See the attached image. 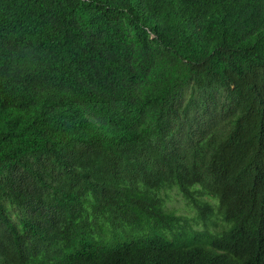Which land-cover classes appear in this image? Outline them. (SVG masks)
Masks as SVG:
<instances>
[{
  "label": "trees",
  "instance_id": "trees-1",
  "mask_svg": "<svg viewBox=\"0 0 264 264\" xmlns=\"http://www.w3.org/2000/svg\"><path fill=\"white\" fill-rule=\"evenodd\" d=\"M0 264H264V0H0Z\"/></svg>",
  "mask_w": 264,
  "mask_h": 264
},
{
  "label": "rangeland",
  "instance_id": "rangeland-1",
  "mask_svg": "<svg viewBox=\"0 0 264 264\" xmlns=\"http://www.w3.org/2000/svg\"><path fill=\"white\" fill-rule=\"evenodd\" d=\"M169 208L176 210L177 213H191L186 211L185 203L181 196L177 195V193L173 190L170 192V201L167 203Z\"/></svg>",
  "mask_w": 264,
  "mask_h": 264
}]
</instances>
